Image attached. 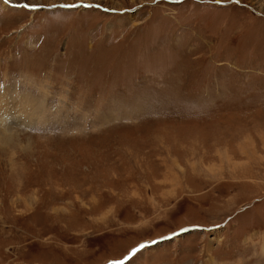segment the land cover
<instances>
[{
	"label": "rangeland",
	"instance_id": "rangeland-1",
	"mask_svg": "<svg viewBox=\"0 0 264 264\" xmlns=\"http://www.w3.org/2000/svg\"><path fill=\"white\" fill-rule=\"evenodd\" d=\"M0 98V264H264V0H0Z\"/></svg>",
	"mask_w": 264,
	"mask_h": 264
},
{
	"label": "bare ground",
	"instance_id": "bare-ground-1",
	"mask_svg": "<svg viewBox=\"0 0 264 264\" xmlns=\"http://www.w3.org/2000/svg\"><path fill=\"white\" fill-rule=\"evenodd\" d=\"M0 100H1V102H0V107L2 106V105H4V101H3V98H0ZM5 100V99H4ZM8 101V100H7ZM28 100H26V99H23V100H20L18 103H17V107H15V108H13V104H8V106H7V108H6V111H8L9 112V114L8 115H5V114H3V113H1L0 112V124H3L4 122H6L7 120L5 119V117L7 118V117H12L13 119H15V120H19V121H21V122H23V123H26V122H29V120H31V119H28V118H31L32 117V112H33V107H31L32 105L30 104V103H28L27 102ZM6 104V103H5ZM28 104L30 105V106H28ZM6 106V105H5ZM4 107V106H3ZM19 109V110H18ZM17 110V111H16ZM4 111V110H3ZM5 116L4 117V119L6 120H4L3 118H2V116ZM11 118V120H13ZM11 123V122H10ZM14 123V122H13ZM7 124H9V123H7ZM6 125V124H5ZM11 125V124H10ZM1 126V125H0ZM1 128V127H0ZM3 128V127H2ZM4 130H5V128H3ZM8 129V128H7ZM8 130H10V129H8ZM0 131H1V129H0ZM3 131V130H2ZM11 132V131H10ZM1 133H3V132H1ZM14 133V132H13ZM16 135V134H15ZM13 136H14V134H13ZM2 139H5V140H9V139H13V138H11V136L10 135H8V136H5V134H1V136H0ZM0 138V139H1ZM7 142V141H6ZM9 142V141H8ZM8 145H9V143H8ZM6 146V145H5ZM1 147V146H0ZM8 147V146H7ZM9 147H10V145H9ZM1 148H3V146L1 147ZM3 149H1L0 151H2Z\"/></svg>",
	"mask_w": 264,
	"mask_h": 264
},
{
	"label": "water",
	"instance_id": "water-1",
	"mask_svg": "<svg viewBox=\"0 0 264 264\" xmlns=\"http://www.w3.org/2000/svg\"><path fill=\"white\" fill-rule=\"evenodd\" d=\"M183 230H186V229H183ZM127 257L129 258L130 257V255H127ZM120 264V263H119Z\"/></svg>",
	"mask_w": 264,
	"mask_h": 264
},
{
	"label": "snow or ice",
	"instance_id": "snow-or-ice-1",
	"mask_svg": "<svg viewBox=\"0 0 264 264\" xmlns=\"http://www.w3.org/2000/svg\"><path fill=\"white\" fill-rule=\"evenodd\" d=\"M217 2H219V0H217Z\"/></svg>",
	"mask_w": 264,
	"mask_h": 264
}]
</instances>
